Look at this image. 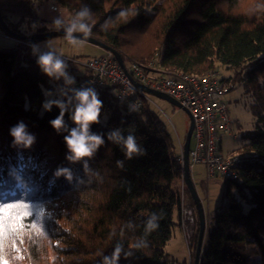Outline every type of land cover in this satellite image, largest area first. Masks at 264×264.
<instances>
[{
    "label": "trees",
    "instance_id": "1",
    "mask_svg": "<svg viewBox=\"0 0 264 264\" xmlns=\"http://www.w3.org/2000/svg\"><path fill=\"white\" fill-rule=\"evenodd\" d=\"M48 1L77 26L87 24L88 36L122 61L156 59L165 74L202 75L222 66L233 72L224 85H244L256 123L242 136L238 180H224V208L205 220L201 264H264V0H0V15L15 34L48 32L37 26ZM84 10L89 16L79 19ZM15 42L0 49V207L16 206L0 214V262L113 264L119 247L114 264H179L164 249L179 214L180 149H171L155 113L147 104L130 112L110 85L92 90L102 103L89 133L103 143L90 157L70 161L64 137L76 127L75 94L86 72L56 57L70 77H50L31 55L36 43ZM54 84L57 100L42 110L44 91L54 92ZM57 104L64 108L59 132L50 124L60 115ZM18 123L35 137L30 147L12 143L10 129ZM129 135L138 146L131 157L123 143ZM59 169L67 173L57 176ZM184 193L194 215L187 248L193 264L198 220L186 187ZM152 216L156 227L149 229Z\"/></svg>",
    "mask_w": 264,
    "mask_h": 264
},
{
    "label": "built area",
    "instance_id": "2",
    "mask_svg": "<svg viewBox=\"0 0 264 264\" xmlns=\"http://www.w3.org/2000/svg\"><path fill=\"white\" fill-rule=\"evenodd\" d=\"M86 72L77 90H98L106 85L112 86L116 102L125 105L132 113H138L144 104H151L148 94L140 91L137 85L157 93L167 95L186 110L192 121L193 129L188 152L189 171L194 166H202L206 181L214 177L237 181V168L241 162L238 155H222L220 144L224 136H232L233 123L223 97L232 86L222 83L218 71L211 69L202 75L177 72L165 74L153 59L147 64L123 61V68L111 53L92 58L81 65ZM182 161V144L179 143ZM184 183L179 188V227L188 248L191 226L194 223L192 209L187 205ZM188 264L190 262V255Z\"/></svg>",
    "mask_w": 264,
    "mask_h": 264
},
{
    "label": "rangeland",
    "instance_id": "3",
    "mask_svg": "<svg viewBox=\"0 0 264 264\" xmlns=\"http://www.w3.org/2000/svg\"><path fill=\"white\" fill-rule=\"evenodd\" d=\"M55 7V8H54ZM38 25L45 27L47 30L56 29L59 27H67L73 24L71 18L61 9L57 8L53 2L48 1L42 5L38 11ZM10 21H17L18 18L10 16ZM56 21H60L57 25ZM24 26V25H23ZM22 26V27H23ZM26 28V26H24ZM15 40L4 35L0 28V49H10L17 46ZM52 53L54 57H60L66 60H72L77 65L81 66L88 60L102 56L106 52L101 48L78 40H70L65 37H53L36 43L31 49V55L40 58L42 55ZM220 78L232 77L233 72L226 71L222 66H216ZM66 73L62 76V81L69 80ZM232 86L224 97L223 102L227 106L229 118L232 121L233 134L232 136H224L221 142L222 155H240L242 146L245 144L242 136L254 129L256 117L252 112L253 98L246 93L244 85L238 82H231L227 86ZM55 90L44 91L45 101L42 105V110L45 105H49L52 101L57 100L58 84H54ZM152 102L148 104L149 109L155 113L158 121L163 125L168 136V143L172 150L180 149L179 143L183 145L185 134L189 127V118L182 110L170 105L169 103L153 96H148ZM191 172V171H190ZM194 181L191 179L192 185L200 202L202 209H208L210 219L213 218L217 210H222L226 204L224 195L225 181L220 177H214L208 182L204 174L202 166L194 168ZM174 222L177 223V212H174ZM180 229V227H179ZM181 231V230H180ZM183 238V237H182ZM180 235L177 226L172 230V236L166 244L164 251L172 256L173 250L186 254L184 242L179 245ZM177 241V242H176ZM172 255H171V254ZM177 254V252H173ZM178 255V254H177ZM185 256H183L184 258ZM179 258L178 259H183Z\"/></svg>",
    "mask_w": 264,
    "mask_h": 264
},
{
    "label": "clouds",
    "instance_id": "4",
    "mask_svg": "<svg viewBox=\"0 0 264 264\" xmlns=\"http://www.w3.org/2000/svg\"><path fill=\"white\" fill-rule=\"evenodd\" d=\"M120 15L124 16L126 14L122 12ZM87 16H89L87 10L81 11L77 14L79 19H83ZM56 23L59 25L60 21H56ZM74 30L83 32L85 36L90 35L91 31L90 27L84 23H79L78 26L76 23H73L68 29L69 35ZM39 63L43 72L50 77L55 76L56 78H59L65 75V65L60 59L54 57L52 53L42 55L39 58ZM75 99L78 103L73 112L72 120L76 127L72 128L69 135L64 137L68 150L71 153L67 159L73 162L78 161L83 157H90L97 146L103 143L100 136L89 133L90 124L97 121L102 102L97 99V95L90 89L77 91L75 94ZM57 106L61 108L60 115H58L54 120L50 121V124L57 132H59L64 127V108L60 104H57ZM50 107L51 105H45L46 110ZM10 135L13 138L12 143L14 145H22L25 148L30 147L34 143L35 139L32 134L26 131V126L23 123H18L16 126H13L10 129ZM115 137L116 134L113 133L109 138L112 139ZM123 143L127 149L126 154L129 157L138 152V146L136 145L135 138L133 136L129 135L123 141ZM65 173H67V169H59L56 172V175L59 176ZM155 219L156 217L152 216L149 220V229H154L156 227V225L152 222ZM119 251L120 249L118 247L113 255V264L115 262L116 256L119 254ZM105 264H108L107 260Z\"/></svg>",
    "mask_w": 264,
    "mask_h": 264
},
{
    "label": "water",
    "instance_id": "5",
    "mask_svg": "<svg viewBox=\"0 0 264 264\" xmlns=\"http://www.w3.org/2000/svg\"><path fill=\"white\" fill-rule=\"evenodd\" d=\"M0 25L2 26L3 30L14 40L19 41V42H24V43H29V44H35L39 43L43 40L53 38V37H65L70 40H78L82 42H86L88 44L97 46L104 50L105 52H109L112 54V56L115 58V60L118 62L121 68H123V61L120 57V54L116 52L115 50L107 47L100 41L96 40L95 38H92L90 36H85V34H82L77 31H72L71 34L69 35L68 30H53V31H48L44 32L41 34H35L30 37H25L21 36L19 34H15L10 29L6 26L4 23L1 15H0ZM138 89L148 95H151L153 97H156L158 99H161L170 105L176 107L177 109L182 110L184 113L189 118V127L188 130L185 134L184 142L182 145V161H183V183L184 186L186 187L187 191L189 192V195L194 203L195 210H196V216L198 220V235H197V241H196V247H195V255L193 259V264H201L202 263V253H203V247H204V239H205V216L203 209L200 205V202L198 200V197L196 195V192L194 190V187L192 185L191 179H190V174H189V161H188V152L190 148V142H191V133L193 129V121L189 115V113L181 108V106L172 98L168 97L167 95L161 94L154 92L152 90H149L147 88H144L142 86L137 85Z\"/></svg>",
    "mask_w": 264,
    "mask_h": 264
},
{
    "label": "crops",
    "instance_id": "6",
    "mask_svg": "<svg viewBox=\"0 0 264 264\" xmlns=\"http://www.w3.org/2000/svg\"><path fill=\"white\" fill-rule=\"evenodd\" d=\"M222 149H221V144H220V152H222L221 151ZM227 156V155H226ZM194 168H196V166H194L192 169H190V171H189V174H190V179H193V181H194V175H193V172L192 171H194ZM203 212H204V216H205V220H207L208 221V219H210V217H209V215H208V209H207V207H206V209H205V211L203 210ZM179 218H180V216H179V214H177V223H176V226H177V228H178V231H179V235H180V240H179V245H181L182 246V244H183V242H184V239L182 238L183 236H182V233H181V231H180V229H179ZM171 239V238H170ZM169 242V241H168ZM167 242V243H168ZM177 242V241H176ZM184 245H185V243H184ZM185 247H186V245H185ZM173 252H177V254H175V253H173ZM173 255H172V254ZM170 254L172 255V256H170V255H168L169 256V258L170 259H172V260H174V261H176V262H178L179 264H188V261H189V250L187 249V247H186V254H184V253H182V252H179L178 253V251H176V249L175 250H173L172 252H171ZM183 256H185L184 258H183ZM178 257L179 258H183V259H178ZM189 264H191V258H190V262H189Z\"/></svg>",
    "mask_w": 264,
    "mask_h": 264
},
{
    "label": "snow or ice",
    "instance_id": "7",
    "mask_svg": "<svg viewBox=\"0 0 264 264\" xmlns=\"http://www.w3.org/2000/svg\"><path fill=\"white\" fill-rule=\"evenodd\" d=\"M16 206L15 205H9L8 207H0V214L4 213L6 210H10V209H13L15 208ZM0 264H4V262H0Z\"/></svg>",
    "mask_w": 264,
    "mask_h": 264
}]
</instances>
